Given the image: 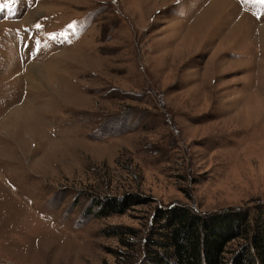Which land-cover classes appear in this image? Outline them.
Returning <instances> with one entry per match:
<instances>
[{
  "label": "rangeland",
  "instance_id": "1",
  "mask_svg": "<svg viewBox=\"0 0 264 264\" xmlns=\"http://www.w3.org/2000/svg\"><path fill=\"white\" fill-rule=\"evenodd\" d=\"M0 4V264H140L179 205L264 216V4Z\"/></svg>",
  "mask_w": 264,
  "mask_h": 264
},
{
  "label": "trees",
  "instance_id": "2",
  "mask_svg": "<svg viewBox=\"0 0 264 264\" xmlns=\"http://www.w3.org/2000/svg\"><path fill=\"white\" fill-rule=\"evenodd\" d=\"M128 200L108 198L99 204L102 208L98 216L124 213L133 205ZM158 214L160 225L155 227L158 221L152 224L153 233L142 241L144 252L142 244L139 249L133 246L136 263L264 264L262 214L251 222L249 213L242 210L200 215L182 205ZM236 240L240 241L239 247L229 254L228 248Z\"/></svg>",
  "mask_w": 264,
  "mask_h": 264
},
{
  "label": "snow or ice",
  "instance_id": "3",
  "mask_svg": "<svg viewBox=\"0 0 264 264\" xmlns=\"http://www.w3.org/2000/svg\"><path fill=\"white\" fill-rule=\"evenodd\" d=\"M259 2L264 4V0H259ZM6 7H7V4H0V10H2L3 8H6ZM36 27L39 28L40 25H36ZM68 27L74 29L75 26H74V24H70ZM61 35H65L66 36V33H61ZM50 38L55 39V36H52ZM36 43H37V49H39L40 42L37 41Z\"/></svg>",
  "mask_w": 264,
  "mask_h": 264
},
{
  "label": "bare ground",
  "instance_id": "4",
  "mask_svg": "<svg viewBox=\"0 0 264 264\" xmlns=\"http://www.w3.org/2000/svg\"><path fill=\"white\" fill-rule=\"evenodd\" d=\"M42 9H44V8L39 7V8L35 11V15L41 13ZM30 19H33V17H32V16H30V18L28 17V18H27V21H30ZM31 73H32V71H31Z\"/></svg>",
  "mask_w": 264,
  "mask_h": 264
}]
</instances>
